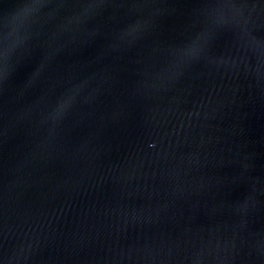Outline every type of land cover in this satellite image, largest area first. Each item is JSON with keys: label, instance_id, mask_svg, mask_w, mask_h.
<instances>
[{"label": "water", "instance_id": "1", "mask_svg": "<svg viewBox=\"0 0 264 264\" xmlns=\"http://www.w3.org/2000/svg\"><path fill=\"white\" fill-rule=\"evenodd\" d=\"M0 264H264V0H0Z\"/></svg>", "mask_w": 264, "mask_h": 264}]
</instances>
